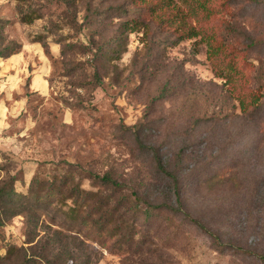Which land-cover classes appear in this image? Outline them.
I'll return each mask as SVG.
<instances>
[{"label": "rangeland", "instance_id": "rangeland-1", "mask_svg": "<svg viewBox=\"0 0 264 264\" xmlns=\"http://www.w3.org/2000/svg\"><path fill=\"white\" fill-rule=\"evenodd\" d=\"M140 9L0 0V188L28 194L20 210L0 203V264H264V103L243 115L200 37L177 41L148 12L126 30ZM210 26L227 41H264V0H234ZM170 174L205 230L168 210L178 207ZM86 192L99 193L94 217L108 232L85 227L96 203Z\"/></svg>", "mask_w": 264, "mask_h": 264}, {"label": "trees", "instance_id": "trees-1", "mask_svg": "<svg viewBox=\"0 0 264 264\" xmlns=\"http://www.w3.org/2000/svg\"><path fill=\"white\" fill-rule=\"evenodd\" d=\"M131 1L132 5L139 6L141 9L138 17L128 18V20H126L123 25L126 30L138 31L141 27H144L146 23L141 18L148 12L153 16L154 21L160 23V26H166L176 37L177 41L200 37L202 41L207 43L209 48V61L215 75L227 80V82L234 87L236 99L239 102L243 115L252 116L262 108L264 103V85L259 82V73L264 57L262 53L264 50V41L255 36L251 37L249 41L246 42L239 40L237 36L232 38L233 40L235 39L234 41H227L224 37H219L215 29L210 26V23L219 15L229 11L234 0H181V7L180 4L176 3L177 0H153L158 1L155 4L150 3L152 0ZM123 12L125 15L129 14L128 10H123ZM28 18L31 19L32 17ZM28 23H31V20H29ZM4 51L15 52L16 50L13 45H9ZM250 59H252V61ZM261 123L263 127L260 132V138L258 137V139L264 140V121L262 120ZM154 157L157 162L158 172L168 174V170L160 159L158 152H155ZM169 176H172L175 183L174 194L178 207L176 210L173 208H168V210L182 213L184 216L190 218L192 223L205 230L203 224L198 220L192 219L187 212L183 211L179 182L172 174ZM99 179H101L100 181L104 185L112 187L115 191H121L124 187L122 184L115 182L109 174L101 178L99 177ZM30 183L32 186H34V184H41L35 183V179L31 180ZM56 185V182L50 185L52 186L50 191L54 194L60 192V189L56 187ZM82 192L83 190L81 188L77 189V193L81 194ZM86 194L90 197V201L93 200L96 201V203L93 206L90 203L88 206V208H91L90 211H92V213L87 214L88 221L86 220L85 227L90 233L102 234L108 232L109 230L104 231L108 220L105 218V220L102 221V215L98 218L94 217V215L98 213H104L101 210L102 200H98L99 193L86 192ZM26 196H28V194H19V192L14 189V186L0 188V203L11 204L13 209L16 210L22 209L23 205L18 204L22 203L21 198H25ZM31 196L32 194L29 195L28 198H32ZM47 199H49V197H47ZM35 200H41V197L37 195ZM97 202H99V204H97ZM138 208L139 205L137 204V209ZM157 208L163 209L162 206ZM79 211L80 207H78L76 203L75 206L72 207L69 216L73 218L75 222L78 221L77 215ZM145 211V213H147L146 216H149L148 218L150 219L155 211V207L149 205ZM1 225H3V223L0 221V226ZM256 257L264 261V255L258 254Z\"/></svg>", "mask_w": 264, "mask_h": 264}]
</instances>
